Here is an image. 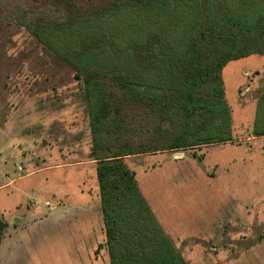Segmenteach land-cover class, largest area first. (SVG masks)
<instances>
[{
    "label": "rangeland",
    "instance_id": "rangeland-1",
    "mask_svg": "<svg viewBox=\"0 0 264 264\" xmlns=\"http://www.w3.org/2000/svg\"><path fill=\"white\" fill-rule=\"evenodd\" d=\"M177 1L163 17L133 8L95 19L105 0H0V264H110L83 82L58 53L84 36L106 50L142 45L207 7L225 15L241 4L242 17L264 11V0ZM47 25L56 26L34 32ZM245 35L253 47L254 36ZM141 65L123 64L134 86L157 94L151 106L129 99L111 73L94 80L103 101L120 108L123 139L163 148L123 157L144 199L187 264H264V134H254L264 129V52L229 60L195 98L171 85L178 66ZM221 105L231 139L203 143L217 133ZM176 139L180 147L165 148ZM64 169L71 176L59 175ZM63 188L73 193L68 199L57 196ZM79 190L88 192L87 207Z\"/></svg>",
    "mask_w": 264,
    "mask_h": 264
},
{
    "label": "trees",
    "instance_id": "trees-1",
    "mask_svg": "<svg viewBox=\"0 0 264 264\" xmlns=\"http://www.w3.org/2000/svg\"><path fill=\"white\" fill-rule=\"evenodd\" d=\"M258 0H253L256 3ZM177 0H105L97 6L91 17L100 19L118 11L141 8L163 17L165 12L176 5ZM227 2V0H225ZM244 0L243 4H245ZM234 6L225 15L215 13L207 7L199 15L182 19L180 24L159 32V37L149 36L142 45H131L106 50L99 45L96 36H84L70 46H64L58 57L70 65L74 77L83 82V92L88 106L89 126L92 145L89 156L95 161V175L98 185L100 211L102 215L105 246L110 264H187L179 250L173 245L159 220L144 199L134 172L123 161V157L163 148L135 146L123 139L120 128V108L103 101L102 89L95 77L108 72L113 76V84L122 88L132 101L151 106L157 102L155 93L142 92L128 79L131 72L123 64L131 60L145 66L168 65L176 67L173 87L180 97H200V93L219 80L224 65L231 59L246 55L251 51L264 52V11L253 8L249 17L240 16ZM237 7V8H235ZM204 6L202 7V9ZM208 8H211L210 10ZM111 10V11H110ZM136 10V9H134ZM158 10V11H157ZM212 11V12H210ZM35 29L34 32H48L50 27ZM137 35L135 31H131ZM246 33L253 35V47L247 43ZM145 36V35H144ZM147 44V45H146ZM147 49V51L145 50ZM120 62V66H119ZM95 79V80H94ZM112 106V107H110ZM112 108V110L110 108ZM221 118L215 125L217 133L210 141L230 140L229 115L223 105L219 108ZM179 115L194 119L195 109H178ZM213 114L216 115L215 112ZM113 115V116H112ZM200 121L196 119L195 125ZM264 134V129L254 131ZM189 143L186 146H193ZM178 139L165 148L180 147ZM6 224L0 219V243Z\"/></svg>",
    "mask_w": 264,
    "mask_h": 264
},
{
    "label": "crops",
    "instance_id": "crops-1",
    "mask_svg": "<svg viewBox=\"0 0 264 264\" xmlns=\"http://www.w3.org/2000/svg\"><path fill=\"white\" fill-rule=\"evenodd\" d=\"M93 161V160H92ZM68 166H71V164H69V163H66V164H64L63 165V167H68ZM93 166V165H92ZM69 172V173H68ZM70 173H71V170L69 171V170H63V171H61V173L59 174V175H61L62 177H65L66 175H69V176H71L70 175ZM94 173H95V166L93 167V170H92V177L94 176ZM80 185H82L83 183H84V181H85V177L83 178V177H81L80 178ZM95 181V180H94ZM83 186V185H82ZM96 189V188H95ZM87 193V195L86 194H84V192H82L81 190H79V194H80V197L83 199V207H87V205H88V199H90L89 198V195H88V192H86ZM71 194H73L71 191H69V190H67L66 188L64 189H62V190H60V191H57V196L59 197V198H61V197H66L67 199L71 196ZM95 198H96V200H97V202L100 204V200H99V196H98V190L96 189V195H95ZM38 201V200H37ZM45 201H47V200H45ZM44 201V202H45ZM51 201V200H50ZM45 205V204H44ZM55 204H53L52 206H49V207H53ZM46 206V205H45ZM82 207V208H83ZM53 208H55V206L53 207ZM75 209H78V208H75ZM85 211V210H84ZM90 213H88L87 214V219L89 220V222L90 223H93L92 222V217H91V215H89Z\"/></svg>",
    "mask_w": 264,
    "mask_h": 264
},
{
    "label": "built area",
    "instance_id": "built-area-1",
    "mask_svg": "<svg viewBox=\"0 0 264 264\" xmlns=\"http://www.w3.org/2000/svg\"><path fill=\"white\" fill-rule=\"evenodd\" d=\"M18 169L21 170V166H19ZM35 202H38L37 199H35ZM44 204H45L46 206H52V205H53V204L51 203V201H49V200L45 201Z\"/></svg>",
    "mask_w": 264,
    "mask_h": 264
}]
</instances>
